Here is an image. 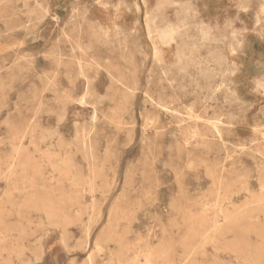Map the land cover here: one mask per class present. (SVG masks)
<instances>
[{
    "label": "rangeland",
    "instance_id": "1",
    "mask_svg": "<svg viewBox=\"0 0 264 264\" xmlns=\"http://www.w3.org/2000/svg\"><path fill=\"white\" fill-rule=\"evenodd\" d=\"M0 264H264V0H0Z\"/></svg>",
    "mask_w": 264,
    "mask_h": 264
},
{
    "label": "bare ground",
    "instance_id": "2",
    "mask_svg": "<svg viewBox=\"0 0 264 264\" xmlns=\"http://www.w3.org/2000/svg\"><path fill=\"white\" fill-rule=\"evenodd\" d=\"M115 4V3H114ZM185 21V20H184ZM162 26V25H161ZM158 28V27H157ZM160 28V27H159ZM170 29V28H169ZM173 30V29H172ZM165 31V30H164ZM163 31V32H164ZM223 31V30H222ZM165 32H167V31H165ZM175 33V32H174ZM162 34V33H161ZM166 34V33H165ZM221 35V34H220ZM233 35V34H232ZM162 36H163V34H162ZM167 36H168V34H167ZM164 37H166L165 35H164ZM160 39V38H159ZM163 40H165V39H163ZM171 40H172V38H171ZM107 41V40H106ZM155 54H157V53H155ZM227 54V53H226ZM160 58V57H159ZM155 60V59H154ZM178 64V63H177ZM177 66V65H176ZM175 69H176V67H175ZM168 70V69H167ZM80 72V71H79ZM178 72V71H177ZM180 74V73H179ZM173 76V75H172ZM178 77V76H177ZM171 78V77H170ZM256 78V77H255ZM172 81V80H171ZM259 86V85H258ZM52 87V86H51ZM258 90V89H257ZM248 93V92H247ZM204 96V95H203ZM211 97V96H210ZM158 101V100H157ZM203 101V100H202ZM244 102V101H243ZM192 103H194V102H192ZM157 104H159V102L157 103ZM199 105V104H198ZM96 106V105H95ZM98 106V105H97ZM158 107V106H157ZM162 108H163V106H162ZM168 111H169V109H168ZM49 112V111H48ZM148 115V114H147ZM221 118V117H220ZM63 119V118H62ZM262 120V119H261ZM197 121V120H196ZM219 123V122H218ZM233 124V123H232ZM91 127V126H90ZM232 127V126H231ZM77 129V128H76ZM56 130V129H55ZM215 130V129H214ZM263 136V135H262ZM90 147V146H89ZM178 156V155H177ZM183 158V157H182ZM153 203V202H152ZM154 204V203H153ZM173 212H174V210H173ZM157 221V220H156ZM161 221V220H160ZM163 233V232H162ZM90 259V258H89Z\"/></svg>",
    "mask_w": 264,
    "mask_h": 264
}]
</instances>
